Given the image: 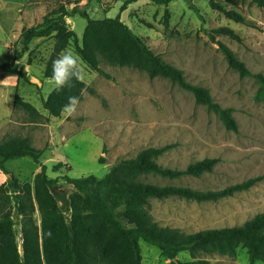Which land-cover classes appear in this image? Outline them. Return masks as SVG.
I'll list each match as a JSON object with an SVG mask.
<instances>
[{"label":"rangeland","instance_id":"obj_1","mask_svg":"<svg viewBox=\"0 0 264 264\" xmlns=\"http://www.w3.org/2000/svg\"><path fill=\"white\" fill-rule=\"evenodd\" d=\"M41 1L43 7L37 10L30 26L42 23L45 16H54L61 5L67 10L78 5L95 19L120 15L155 53L183 69L190 82L208 87L217 102L232 108L238 129L226 128L216 112L198 103L191 91L169 78H151L144 70L111 65L104 60L101 73L82 60L73 44L66 50L79 58L87 88L74 116L64 112L53 116L43 105L53 89L44 69L56 38L54 33L35 37L29 49L15 61L21 74L0 70V80L7 78L0 84V92L8 96L0 101V142L24 136L42 154L40 161L29 156L6 161V169H0V185L12 175L21 182L33 183L42 164H46L48 175L55 180V189L69 193L73 186L67 182V175L102 176L113 163L134 157L143 148L171 144L159 158L165 166L186 168L205 157H218L219 161L213 171L200 176L170 179L149 175L148 181L207 190L249 178L259 179L248 189L218 200L199 201L176 195L152 198L147 209L159 224L189 233L242 225L264 211V100L257 95L259 84L255 77L242 75L231 67L220 45L223 42L232 48L252 72L264 73V6L251 0L240 1L237 9L246 21L238 22L212 8L209 0H171L162 4L136 0L124 10L121 6L125 0ZM66 21L82 43L87 19L75 14L67 16ZM220 26L233 28L238 37L217 33L214 29ZM21 40L19 37L12 45L11 53L0 46V63L13 58L14 48L22 46ZM16 91L37 112L16 104ZM14 216L22 251L20 217ZM34 218L40 224L39 211ZM140 245L144 264H174L158 247L143 239ZM202 256L217 264H250L243 247L232 255L214 252ZM178 258L192 259L188 252H181Z\"/></svg>","mask_w":264,"mask_h":264},{"label":"trees","instance_id":"obj_2","mask_svg":"<svg viewBox=\"0 0 264 264\" xmlns=\"http://www.w3.org/2000/svg\"><path fill=\"white\" fill-rule=\"evenodd\" d=\"M133 1L136 0H125L121 10ZM152 1L162 4L171 0ZM240 1L243 0H209V4L230 19L245 22V16L237 9ZM251 1L264 6V0ZM75 14L87 19L82 43L77 32L69 28L66 21L67 16ZM43 22L23 27L21 48H14L13 58L0 63V70L21 74V70L15 67V61L29 49L32 39L54 33L56 41L45 65V77H51L52 61L73 44L82 60L101 73H104L101 68V61L104 60L111 65L144 70L151 78H169L191 91L198 103L216 112L226 128L238 129L232 108L217 102L208 87L190 82L183 69L155 53L120 15L95 19L78 5L71 10L61 5L54 16H45ZM214 30L238 37L229 26ZM220 45L231 67L242 75L255 77L259 84L257 95L264 100V73L252 72L232 48L223 42ZM72 84L71 88L65 87L60 92L52 89L43 100L44 107L51 115L62 114L61 109L69 96L82 99L86 82L74 80ZM14 101L30 112H37L36 107L17 91ZM171 147V144H165L143 148L134 157L113 163L102 176L94 173L79 177L67 175V182L73 186L69 193L55 189V180L48 175L46 164H42L33 183L21 182L12 175L0 185V264H144L141 239L158 247L174 264H217L202 254L216 252L232 255L239 247L246 249L250 264L256 261L264 263V211L242 225L205 228L189 233L176 232L153 219L147 209L152 198L176 195L199 201L218 200L248 189L259 179L249 178L221 189L207 190L148 181L149 175L170 179L184 175L200 176L213 171L219 161L218 157H205L186 168L165 166L159 158ZM41 154L42 150L27 137L6 139L0 142V169L5 170L6 161L18 157L29 156L40 161ZM36 211L40 213V224L34 218ZM15 214L20 217L22 251L17 240ZM181 252H188L192 259H179Z\"/></svg>","mask_w":264,"mask_h":264},{"label":"crops","instance_id":"obj_3","mask_svg":"<svg viewBox=\"0 0 264 264\" xmlns=\"http://www.w3.org/2000/svg\"><path fill=\"white\" fill-rule=\"evenodd\" d=\"M42 7L41 0H0V46H5L11 53L23 27L32 24L35 13ZM4 99L8 96L0 92V101Z\"/></svg>","mask_w":264,"mask_h":264},{"label":"clouds","instance_id":"obj_4","mask_svg":"<svg viewBox=\"0 0 264 264\" xmlns=\"http://www.w3.org/2000/svg\"><path fill=\"white\" fill-rule=\"evenodd\" d=\"M6 79L0 80V84L5 83ZM74 80L83 82V69L80 66L79 58L73 52L65 50L52 61V74L49 82L53 86V91L60 92L65 87L71 88ZM78 105L79 98L69 96L68 102L61 111L68 116H74Z\"/></svg>","mask_w":264,"mask_h":264}]
</instances>
